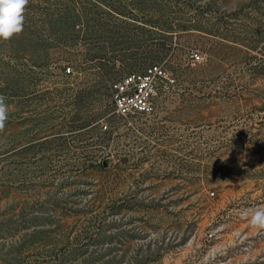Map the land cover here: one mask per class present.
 I'll return each instance as SVG.
<instances>
[{"label":"rangeland","instance_id":"1","mask_svg":"<svg viewBox=\"0 0 264 264\" xmlns=\"http://www.w3.org/2000/svg\"><path fill=\"white\" fill-rule=\"evenodd\" d=\"M0 95V264H264V0H29Z\"/></svg>","mask_w":264,"mask_h":264},{"label":"built area","instance_id":"2","mask_svg":"<svg viewBox=\"0 0 264 264\" xmlns=\"http://www.w3.org/2000/svg\"><path fill=\"white\" fill-rule=\"evenodd\" d=\"M194 54V60H200ZM165 72L150 66L141 73H133L116 80L111 86L114 112L120 117L147 114L155 109V102L169 84Z\"/></svg>","mask_w":264,"mask_h":264},{"label":"clouds","instance_id":"3","mask_svg":"<svg viewBox=\"0 0 264 264\" xmlns=\"http://www.w3.org/2000/svg\"><path fill=\"white\" fill-rule=\"evenodd\" d=\"M29 0H0V41H9L23 32L25 10ZM7 97L0 95V132L4 131L9 115ZM250 223L253 227L264 230V208L249 209Z\"/></svg>","mask_w":264,"mask_h":264},{"label":"trees","instance_id":"4","mask_svg":"<svg viewBox=\"0 0 264 264\" xmlns=\"http://www.w3.org/2000/svg\"><path fill=\"white\" fill-rule=\"evenodd\" d=\"M69 72H71V70H69Z\"/></svg>","mask_w":264,"mask_h":264}]
</instances>
